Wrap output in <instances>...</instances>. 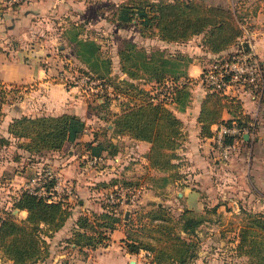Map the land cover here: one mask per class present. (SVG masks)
<instances>
[{"label": "trees", "instance_id": "obj_1", "mask_svg": "<svg viewBox=\"0 0 264 264\" xmlns=\"http://www.w3.org/2000/svg\"><path fill=\"white\" fill-rule=\"evenodd\" d=\"M17 6L19 5L12 8ZM113 16L120 26L132 24L140 35L155 34L161 41L168 43H183L193 37L202 36L203 46L218 54L215 56L217 58L229 56L231 51L222 52L236 44L242 34L239 25L241 18L236 10L232 11L230 7L223 5H212L206 0H126L117 6ZM67 33L68 30L66 35L69 36ZM78 34L80 32L76 30L74 41L77 48L73 52L77 63L85 66L79 67V72L98 79L103 84L104 75L92 68L100 59L97 43L88 38L78 39ZM124 45L120 57L127 64L128 73L135 75L132 69L143 71L149 79L156 82L164 81L167 73L175 71L176 62L180 60L176 56L172 61L165 58L163 51L159 49L147 52L131 41H124ZM120 83L125 86L124 90L120 88V94L125 93L132 103L112 115L111 132L150 144L147 153L148 166L164 174L153 178L155 187L163 188L168 182L182 179L183 176L178 170L180 157L177 154L182 143V121L164 102L155 99L156 94L128 81L121 80ZM202 86L207 91L198 116L203 135L213 136L211 125H230L233 120L241 129L251 128V121L240 114L241 99L224 95L206 85ZM176 88L174 102L182 106L188 96L187 86L184 84ZM2 103L0 100V120L3 116ZM104 103L105 100H102L98 104ZM88 108L91 110L89 104ZM224 109L234 113L235 119L223 120L221 113ZM84 130L85 122L68 113L40 116L20 114L12 118L7 126V133L12 138L25 141L18 147L31 155L59 151L66 142L75 141ZM107 131L109 129L105 126L102 133ZM231 141V137L226 138V142ZM10 143L11 140L0 136V149ZM102 151L114 155L117 146L110 139L100 140L95 145L89 144L91 156H99ZM96 182L98 183L94 189L97 190H105L113 185L140 187L138 182L120 177ZM101 206L102 211L99 213L91 211L78 215L74 229L65 239L67 244L91 249L97 243L104 242L107 237L103 233L117 229L120 221V225L124 224L125 237L122 241L128 253H148V264H189L197 253L196 231L203 222L208 221L206 216L195 214L193 210L183 208L179 214H174L169 206L156 202L144 212L138 208L129 209L127 217L120 209V218L117 211L119 204L103 203ZM13 208L25 211L26 216L21 221H17L10 214L0 219V251L13 264H33L48 254V244L42 234L50 237L59 231L71 216L72 209L63 200L48 201V196L27 190H23L15 198ZM216 209L213 206L206 213H215ZM240 213L243 225L239 227L236 254L238 257L247 258L248 264H264L261 261L263 257L259 256L258 248L254 244L255 240H251L253 236L250 235L262 236L264 213L244 208L240 209ZM249 236L251 238L247 240ZM246 241L250 245L247 246Z\"/></svg>", "mask_w": 264, "mask_h": 264}, {"label": "crops", "instance_id": "obj_2", "mask_svg": "<svg viewBox=\"0 0 264 264\" xmlns=\"http://www.w3.org/2000/svg\"><path fill=\"white\" fill-rule=\"evenodd\" d=\"M206 2L212 5L230 7L232 11L236 10L237 14L240 12L238 10L240 4L236 0H206ZM71 3L70 0H31L28 3L0 12V83L9 86L30 87L26 93V99L19 104L18 110L8 112L3 110L5 116L0 136L8 138L12 143L13 141L19 144L25 143L23 139L16 140L7 133L9 122L19 114L40 116L68 113L78 116L85 122L84 132L75 141L66 142L59 151H44L42 154L31 155L17 146L15 149L21 156H18L17 159H11L9 154L13 148L12 143L0 149V171L11 166L14 160L16 164L23 165L22 168L24 167L26 172L29 169L38 170L44 164L67 181L71 185V190L75 189V194L79 196L77 202L80 208L72 209L71 216L58 231L59 235H66V237H69L74 229V222L79 214L102 211L101 205L91 201L93 189L89 185L92 184L93 179L108 181L113 177H120L134 180L140 184L142 189V203L145 199L155 200L158 198L156 195L158 190L154 185L153 178L164 175L148 166L147 153L150 149L148 142L135 140L127 135L115 134L109 139L117 146L116 154L110 155L107 151H102L99 155L102 160L107 161L110 167L98 169L94 173L89 170V156L91 157L89 144L95 145L100 141L96 134L97 128L95 129V127L97 126L95 125L99 124L102 118L88 108L84 96L76 89L66 88L56 78L59 67L64 66L66 68L67 63L75 61L72 48H69L64 58L54 54L57 38L63 41V44H59L60 49H62L60 51L64 52L68 45H75V37L66 35L67 27L62 25L65 20L59 22L62 14L66 17L70 15L69 18H73L74 13L71 11H76V8L70 11ZM73 5L75 6L74 3ZM75 24L77 25L76 22ZM60 25L63 27L58 28L57 26ZM239 25L240 28L243 26L242 21L239 22ZM252 30V38L255 44L264 43L262 29L255 26ZM241 36L236 44L222 53L233 51L239 44ZM77 38L87 39L83 38L81 33L77 35ZM88 39L98 43L97 38ZM126 41L135 43L138 48L141 47L134 40ZM150 41L152 42L149 43H156L161 49L168 47L172 49L176 46L180 48V44L187 46L180 48V55L161 50L164 57L171 61L175 56L180 59L176 62L175 71L167 73L164 81L171 87L165 89L171 90L173 93V102L166 106L173 110L182 121V143L177 149V154L180 157L178 170L183 177L180 180L168 182L163 187L166 191L175 193L174 199L170 198L171 195L168 194L165 205L169 206L174 214H179L183 208L195 212L200 211L205 205V191L210 189L218 191L221 189V185H224L229 191V205H234L232 207L234 212L248 207L247 210L264 213V98L259 104H255L247 95L242 97L239 111L241 115L246 116L251 121V128H246L247 132L245 130L240 137H237L234 153L230 156L225 169L227 172H221L222 170L217 168L218 165L212 157L211 141L213 136L203 135L198 122L201 102L207 92L199 82L200 74L207 62L218 54L210 52L203 46L202 36L193 37L183 43H168L161 41L154 34V39ZM142 48L147 52L152 51L150 46L148 49L143 46ZM120 50H124V47ZM261 55L264 62V54ZM120 60H122L121 57ZM79 65L85 68L83 64L79 63ZM124 65L122 60L120 65V79L122 81L131 82L152 94H157L158 88H149V85L143 84L145 80L149 84H156V80L149 79L147 75L134 69L132 70L136 74L132 75L128 73L127 67ZM184 84L187 86L188 96L185 104L180 106L174 102V98L176 87ZM124 89L122 88V90ZM121 95L120 111L132 103L125 93ZM116 111L114 110V112ZM221 118L225 121L235 119L234 113L226 109L222 110ZM95 119H98V122L91 127L89 123L92 121L96 123ZM235 122V120L232 121V123ZM218 125L210 126L212 134L215 133ZM107 127L109 130L113 128L111 123H108ZM33 157L37 159L35 162L30 160ZM26 159L31 162H25ZM223 174H226L227 178ZM17 175H19L20 180L25 178L23 172L19 171ZM218 177L222 178L218 180ZM10 181L12 182V179ZM156 203L160 204L159 201ZM122 207L123 205L120 206V209H123ZM129 209L122 210L124 215ZM22 213L25 214L26 212L22 211ZM116 233L120 234L121 240L120 264H130L132 260L125 258L130 253L126 251L122 241L125 237L124 229L120 227V230L118 228L113 230L112 237ZM140 253L143 254L144 251Z\"/></svg>", "mask_w": 264, "mask_h": 264}, {"label": "rangeland", "instance_id": "obj_3", "mask_svg": "<svg viewBox=\"0 0 264 264\" xmlns=\"http://www.w3.org/2000/svg\"><path fill=\"white\" fill-rule=\"evenodd\" d=\"M70 1L72 2L70 4V11L74 10L73 8H76V11H71L74 13L73 18H69L70 15L66 17L64 14H62V18L59 19V22L63 19L65 20V23H62V25H66V29L68 30L67 34L70 37L74 36V32L77 30L81 33L83 38H97V45L99 47L98 54L100 59L96 61L97 65H92V68L99 74L104 75V78H102L104 80V83L102 88H100V91H98L99 94H96V92L85 94L77 89L76 90L82 96H84L91 110L102 118V121L99 124H97L98 119H95L96 123H93L92 121L91 123H89L90 126L93 127L94 124H97L95 125L97 126L95 127V129L97 128V136L99 137V139L108 140L113 135V133L111 132L112 128L105 133H102V129L107 126L108 123H110L113 114H115L116 112H120V103L122 102L120 88H125V86L120 83V65L122 64V60H120V49L125 46L124 41L129 39L134 40L139 46H143L144 48L147 47L146 49H148V46H150L152 50L159 49L164 50L165 52L170 51L171 53L177 55H180L181 47L183 48L187 46H182L180 44V48L176 46V48L172 49H169V47L167 49H161L156 43H149L152 42L150 40L154 39L153 34L146 33L144 36H142L132 24L120 26L116 21H114L113 14L117 10V6L121 2L126 0ZM236 2L240 4L238 5V10L240 11L238 12V16L239 18H241L240 20L242 21V24L246 25L249 31L257 26L259 27V29H262L261 32L264 33V0H236ZM73 3L75 4V6L73 5ZM75 22L77 23V25L75 24ZM62 25L57 27H63ZM56 42L57 44L54 47V54L59 55L63 58L65 57V54L68 53L69 48H72L74 50H76L77 48V46L75 45H68L66 46V50L63 52L60 51L62 49H60L59 47V44H63L62 39L57 38ZM255 49L260 54H264V43L255 44ZM210 61L211 60H209L206 65H208ZM124 66L127 67V64L125 63ZM79 67L81 68L76 60L67 63L66 68H64V66L59 67V72H57L56 78L59 79L61 74H64L66 76H69V74H73L75 76L82 75L81 72H79ZM141 73L144 74L145 72L143 73V71H141ZM199 82L201 83L200 80ZM143 84L149 85V88H158V94L161 91H164L165 88H168V85L165 81L157 82L156 84H149L148 81L145 80ZM29 89L30 87H17L13 85L9 86L0 83V100L3 101V103L1 104L3 116L0 120V135L2 134L4 123L3 121L5 116V112L3 110L5 109L7 110V112L18 110L19 104L24 99H26V93ZM96 96L98 97V100H96ZM102 100H105V103L103 105L98 104L102 102ZM114 110L117 111L114 112ZM18 144L19 143H17L16 141H13L12 143L13 148L9 154L11 159H17L18 156H21L18 155V151L17 149H15ZM211 148L214 162L218 165L217 168H219V170H222L221 172L225 171L228 160L234 153V151H231L226 161H222L219 159L213 140L211 141ZM30 160H33L35 162L37 159L36 157H33ZM30 160L26 159L25 162L30 163ZM22 166L23 165L16 164L14 160L11 166H7L0 171V219L7 216L8 214H10L17 221H21L25 218L26 213L24 214L22 213V211L13 208V202L23 190H26V188L29 186V183L34 177L39 176V174L42 173L46 168H49L43 164V166L38 170L29 169V171L26 172L24 170V167L22 168ZM89 167V170H92L94 173L98 169L102 170L110 166L104 159L100 161V163L92 164ZM19 171L23 172V176L25 177L23 180H20L19 175H17V172ZM226 172L227 170L225 171V173ZM223 175L227 178L226 174ZM218 178V180H220L222 177ZM10 179H12V182L10 181ZM96 180L97 179H93L92 184L89 185L93 189V192H91V201L99 205H102L103 203L106 204V197L104 196L105 191L94 189L95 184L98 183L96 182ZM34 186L36 187V185ZM157 190L158 192L156 195H158V198H156L155 200L145 199L141 203V200L143 199L142 195L139 203L136 206H123L122 208H130L132 210L138 208V210L144 212L145 210L152 208L153 204L157 201H159L160 204L165 205L166 199H168V194L171 195V197L169 196L170 198H175V193H173L172 191H166L163 188H157ZM50 191L51 195L49 196L51 197L50 199H53V201L63 200L70 205L71 209L80 208V205H78L77 202L79 196L75 194V189L71 190V193H68L65 189ZM205 192V205L202 210L195 212V214L206 216L208 218V221L203 222L196 231L198 237L197 253L195 258L192 259L189 264H248L247 258L238 257L235 251V247L239 240V227L243 225V220L241 219L242 215L240 211L236 209L237 212H234L232 210V207L234 205H229L228 189H226L224 185H221V189H219L218 191H212L210 189ZM213 206L217 207L216 212L206 213V211L210 210ZM246 209H248V207H246ZM117 211L120 218V204ZM118 225V230H120V227L124 228V224L120 225V221ZM253 228L255 229L256 227ZM111 233L112 232L103 233L105 234L104 236L107 237V239L104 242L97 243L91 249H81L67 244L65 242V239L67 238L66 235H59L60 233L58 231L50 237L44 236L42 234L43 238L48 244V254L46 257L33 264H120V234L118 235V233H116L112 237ZM261 234L262 236L250 234L253 237L251 238V236H249L247 240H249L250 238L251 240H255L254 244L258 248L259 256L261 258L263 257L261 261L264 262V232H262ZM245 244L247 246L250 245L248 241H246ZM125 258L126 260H132L134 264H148L146 252H144L143 254L138 253L130 254L129 256L126 255ZM0 264H13V262L5 258L0 251Z\"/></svg>", "mask_w": 264, "mask_h": 264}, {"label": "built area", "instance_id": "obj_4", "mask_svg": "<svg viewBox=\"0 0 264 264\" xmlns=\"http://www.w3.org/2000/svg\"><path fill=\"white\" fill-rule=\"evenodd\" d=\"M28 1L30 0H0V12L2 9H10L15 5H22ZM241 30V40L236 48L231 51L229 56L213 58L202 70L200 81L203 85L224 95L239 99L247 95L251 101L259 104L264 98V62L261 54L255 49L252 31H249L245 25L241 27ZM245 42L248 44V50L244 49L243 44ZM58 81L66 88H74L85 94L94 92L99 94L98 91L103 86L100 80L86 74L78 76L61 74ZM168 88L171 87L168 85ZM156 97V100H161L166 105L173 102L171 90L165 89L159 94L157 93ZM245 130L246 128L241 129L235 123L230 125L220 123L217 126L212 140L220 160L226 161L228 159L229 154L235 148L237 137H240ZM229 137L232 138L230 143L226 142V138ZM100 161H102L100 156H89V165L100 163ZM70 186L59 174L55 173L51 168H46L39 176L31 180L26 190L38 195L48 194V201H53L49 196L51 195L50 190L65 189L68 193H71ZM103 191H105L104 196L107 204H121V206L126 207L136 206L142 196V189L135 186L113 185Z\"/></svg>", "mask_w": 264, "mask_h": 264}, {"label": "water", "instance_id": "obj_5", "mask_svg": "<svg viewBox=\"0 0 264 264\" xmlns=\"http://www.w3.org/2000/svg\"><path fill=\"white\" fill-rule=\"evenodd\" d=\"M243 46H244V49H245V50H248V44H247L246 42L243 44ZM244 137L246 138V135H244ZM16 210H17V209H16ZM127 215H128V211L125 212V217H127ZM130 264H134V262L131 261Z\"/></svg>", "mask_w": 264, "mask_h": 264}]
</instances>
